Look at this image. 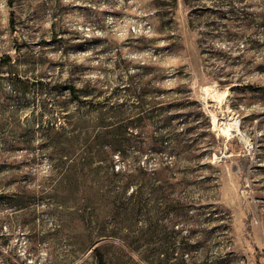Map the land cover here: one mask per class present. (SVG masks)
Returning <instances> with one entry per match:
<instances>
[{
    "label": "rangeland",
    "instance_id": "obj_1",
    "mask_svg": "<svg viewBox=\"0 0 264 264\" xmlns=\"http://www.w3.org/2000/svg\"><path fill=\"white\" fill-rule=\"evenodd\" d=\"M17 76L91 82L123 119L144 114L150 146L159 87L191 145L140 156L175 161L167 193L134 210L37 200L63 190L29 130L55 112ZM102 216L111 264H264V0H0V264H95Z\"/></svg>",
    "mask_w": 264,
    "mask_h": 264
},
{
    "label": "trees",
    "instance_id": "obj_2",
    "mask_svg": "<svg viewBox=\"0 0 264 264\" xmlns=\"http://www.w3.org/2000/svg\"><path fill=\"white\" fill-rule=\"evenodd\" d=\"M15 81L22 92L45 94L55 112L46 124L35 127L31 122L29 130L39 132L46 143L50 174L61 178L63 190L59 196L45 192L37 200L50 203L58 199V204H124L134 210L137 204H151L157 192L167 193L175 163L162 157L155 165H145L140 156L145 151L157 150L165 157L174 154L178 160L191 151L189 140L183 137L189 129H177L170 114L169 107L179 104L169 102V96L159 87L153 95L151 114L157 118V125L152 131L155 142L150 146L137 140V121L144 119V114L139 112L137 118L130 114L123 119L125 110L121 104L110 105L106 98L95 100L100 94L94 93L91 82L79 88L72 80L61 83L52 78L32 80L17 76ZM108 218L102 216L87 223L88 236L96 243L92 249L95 264H111L108 246L117 225L115 221L109 225Z\"/></svg>",
    "mask_w": 264,
    "mask_h": 264
}]
</instances>
